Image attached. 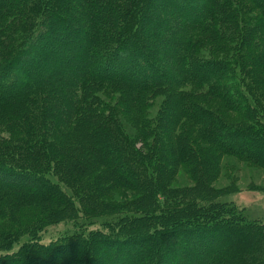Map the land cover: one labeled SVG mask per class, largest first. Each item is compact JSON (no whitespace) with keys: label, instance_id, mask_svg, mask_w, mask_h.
I'll list each match as a JSON object with an SVG mask.
<instances>
[{"label":"trees","instance_id":"1","mask_svg":"<svg viewBox=\"0 0 264 264\" xmlns=\"http://www.w3.org/2000/svg\"><path fill=\"white\" fill-rule=\"evenodd\" d=\"M224 156L264 166V0H0V264H264Z\"/></svg>","mask_w":264,"mask_h":264},{"label":"rangeland","instance_id":"2","mask_svg":"<svg viewBox=\"0 0 264 264\" xmlns=\"http://www.w3.org/2000/svg\"><path fill=\"white\" fill-rule=\"evenodd\" d=\"M159 7L160 6L158 3H153L152 10L157 11ZM159 10L160 12H163L165 14L167 12H171V9L165 6L160 7ZM77 18L78 19L75 18L76 21L80 19L79 17ZM147 30H152L154 34L160 36L158 42L159 45L164 44L167 39L173 37L172 32H168L162 27L158 29H153L152 25H147L145 32H147ZM173 47H177V45H172L169 49L170 53H165L166 57L170 56L169 59L171 58V56H174L172 52L174 51ZM204 53L207 57L211 55L206 50L204 51ZM160 57H162V52L160 53ZM43 67L44 69H46V65H44ZM91 67L94 71L95 64L93 63ZM22 77L25 78L24 75ZM53 178L56 179V177ZM230 183H233L235 190L229 193L228 195L224 196L223 200L231 201L237 208L243 210L244 214L247 216L248 219L260 220L264 222V166L245 162L233 156H224L222 162L221 175L219 176L218 181L215 182V185L224 187L229 185ZM120 193L128 194L127 190H121ZM114 194H117V192H115ZM110 218L111 216H101L89 220L81 218L77 220L72 219L57 222L55 224L47 226L41 232V241L43 243L48 244L63 236L64 234L74 233L79 229V226H83L85 227V229H88L89 227H99V225H101L108 219L110 220ZM6 220L7 218L0 217V224L6 222ZM91 222L93 223L91 224ZM26 238L27 237L25 236L21 240H25ZM21 243L22 242H14L13 249L17 250Z\"/></svg>","mask_w":264,"mask_h":264}]
</instances>
